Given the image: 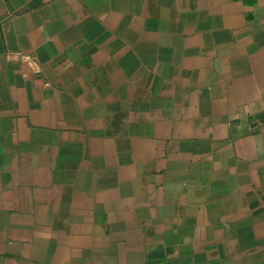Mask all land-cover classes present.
Returning a JSON list of instances; mask_svg holds the SVG:
<instances>
[{
    "label": "crops",
    "instance_id": "crops-1",
    "mask_svg": "<svg viewBox=\"0 0 264 264\" xmlns=\"http://www.w3.org/2000/svg\"><path fill=\"white\" fill-rule=\"evenodd\" d=\"M0 264H264V0H0Z\"/></svg>",
    "mask_w": 264,
    "mask_h": 264
}]
</instances>
